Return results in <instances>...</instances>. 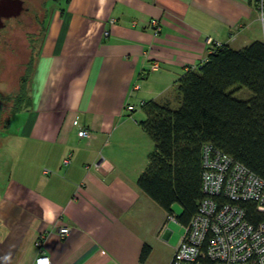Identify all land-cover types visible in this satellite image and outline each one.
<instances>
[{"label": "crops", "instance_id": "1", "mask_svg": "<svg viewBox=\"0 0 264 264\" xmlns=\"http://www.w3.org/2000/svg\"><path fill=\"white\" fill-rule=\"evenodd\" d=\"M66 3L45 35L32 104L12 142H0V264L42 255L54 264H171L182 225L137 187L153 147L137 122L144 112L136 120L126 107L171 97L213 44L264 41L255 0ZM63 227L72 229L65 239Z\"/></svg>", "mask_w": 264, "mask_h": 264}, {"label": "trees", "instance_id": "2", "mask_svg": "<svg viewBox=\"0 0 264 264\" xmlns=\"http://www.w3.org/2000/svg\"><path fill=\"white\" fill-rule=\"evenodd\" d=\"M30 54L18 91L8 96L14 97L10 115L21 102L32 104L31 83L40 51L37 56ZM0 97L5 96L0 92ZM138 108L145 118L137 122L154 148L137 187L174 216L184 231L200 214L206 198V146L228 155L264 181V41L241 50L211 45L206 60L176 81L171 97L144 101ZM176 205L182 208L180 216L174 214ZM242 207L246 219L256 224L264 220L256 203L243 202ZM151 252L146 244L142 263Z\"/></svg>", "mask_w": 264, "mask_h": 264}, {"label": "built area", "instance_id": "3", "mask_svg": "<svg viewBox=\"0 0 264 264\" xmlns=\"http://www.w3.org/2000/svg\"><path fill=\"white\" fill-rule=\"evenodd\" d=\"M264 34V0H255ZM159 33V21H151ZM159 65L153 64L151 71ZM130 112L135 107L128 105ZM79 137L90 139L88 130ZM71 158L64 161L69 165ZM98 167V166H97ZM203 191L206 196L198 214L185 227L171 264H264V220L253 223L246 219L243 202H254L264 216V181L228 155L204 148ZM168 221H176L174 216ZM177 222V221H176ZM72 232L70 227L59 230L62 238ZM43 241L38 242L42 247ZM34 264H54L51 257L42 255Z\"/></svg>", "mask_w": 264, "mask_h": 264}, {"label": "rangeland", "instance_id": "4", "mask_svg": "<svg viewBox=\"0 0 264 264\" xmlns=\"http://www.w3.org/2000/svg\"><path fill=\"white\" fill-rule=\"evenodd\" d=\"M55 2L58 3L57 8L62 9V7L67 6V0H55ZM18 21L19 20L10 23V25L0 33V92L5 96L0 97V142H2L3 145L12 142L11 140L6 139V137L17 133L23 119L22 115H24L25 111L29 110L28 103L21 102L20 108L13 111L10 115L12 106H14V97L8 96L15 94L19 89V80L25 73V64L28 62L31 55L28 49V43L33 38L34 34L31 33V28H22L23 25ZM34 32L36 33L38 31L35 29ZM27 36L29 37L28 39ZM35 36L38 37L37 33ZM37 54L38 52L33 55L37 56ZM138 111L141 110L138 108L134 113L136 120H140L139 115L136 114ZM146 139L147 138H145V143L146 141H149ZM152 143L153 142L149 143V145L154 148V143ZM1 158L2 156L0 155V159ZM2 163L0 161V182L6 176L3 172L6 164ZM173 210L176 216H180L182 213V208L179 205H176ZM174 231V239H179L184 233V230L180 225H177V228L174 229Z\"/></svg>", "mask_w": 264, "mask_h": 264}, {"label": "flooded vegetation", "instance_id": "5", "mask_svg": "<svg viewBox=\"0 0 264 264\" xmlns=\"http://www.w3.org/2000/svg\"><path fill=\"white\" fill-rule=\"evenodd\" d=\"M22 4V12L20 16L10 19H4L5 27L0 30L3 32L10 23L19 20L22 28H31L33 38L28 40V49L31 53L41 51L45 40V35L50 25V21L54 11L57 9L58 3L55 0H18ZM41 5V6H40ZM59 7V6H58ZM35 29L38 31L36 37ZM42 33V35H41ZM40 35V36H39ZM29 37L27 36V39Z\"/></svg>", "mask_w": 264, "mask_h": 264}, {"label": "water", "instance_id": "6", "mask_svg": "<svg viewBox=\"0 0 264 264\" xmlns=\"http://www.w3.org/2000/svg\"><path fill=\"white\" fill-rule=\"evenodd\" d=\"M22 8L18 0H0V30L5 27L4 19L20 16Z\"/></svg>", "mask_w": 264, "mask_h": 264}]
</instances>
